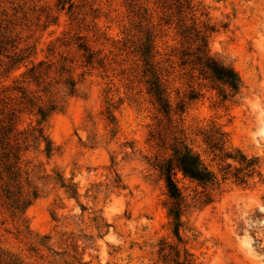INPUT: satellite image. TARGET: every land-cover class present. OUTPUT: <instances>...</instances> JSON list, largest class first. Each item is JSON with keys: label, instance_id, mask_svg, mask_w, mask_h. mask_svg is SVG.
<instances>
[{"label": "rangeland", "instance_id": "374dc122", "mask_svg": "<svg viewBox=\"0 0 264 264\" xmlns=\"http://www.w3.org/2000/svg\"><path fill=\"white\" fill-rule=\"evenodd\" d=\"M182 25L213 29L210 55L238 74L235 97L183 62ZM149 37L170 119L148 92ZM3 126L14 150L0 148V264H264V0H0ZM175 141L217 181L204 191L176 176L180 241L155 166ZM237 151L259 160L245 184L221 160Z\"/></svg>", "mask_w": 264, "mask_h": 264}, {"label": "trees", "instance_id": "16d2710c", "mask_svg": "<svg viewBox=\"0 0 264 264\" xmlns=\"http://www.w3.org/2000/svg\"><path fill=\"white\" fill-rule=\"evenodd\" d=\"M213 30L208 26H204V29L197 30L196 28H186L184 25L180 27V33L186 42H191V46L188 48V52L184 53V63L188 61L198 70L199 74L208 79L216 89L219 90L224 100L235 97L240 89V79L235 70L216 60L210 55L208 31ZM81 49L87 51L85 46H81ZM155 47L151 37L147 39L146 44L142 48V57L145 64V75L147 76L148 92L154 98L155 104L158 106V111L165 117L170 119L173 111L172 104L168 98L166 88L162 83L160 69L154 63L155 54L153 53ZM87 61H91L92 54L86 55ZM192 58V59H190ZM191 60V61H190ZM71 84L73 91L74 84ZM27 96L24 94V98ZM197 94L192 93L190 100L196 99ZM56 109V106L51 104L47 107H39L38 115L42 121H45L47 117ZM185 110L184 103H180L177 107V111L183 113ZM10 128L5 126L0 127V148L4 151L14 150L11 146L9 138ZM38 136L36 140L44 143V153L50 156L53 149V143L44 134L43 128L37 129ZM211 147L219 152L223 151L222 137L214 139L211 142ZM18 149V148H16ZM171 154L168 158L157 162L155 165L160 172V175L164 178L166 183V189L171 201L169 209V215L173 220L174 234L180 241V229L182 227V216L184 214L186 206V199L183 192L178 187L176 176L182 174V176L191 182L196 183L206 191L209 187L216 185V176L214 173L205 168L200 162L199 158L186 146L182 141H175L170 147ZM222 161L231 160L237 164L234 167L233 176L241 184H245L247 179L251 177L258 168V158L248 159L246 156L237 151L236 154L225 152L221 157ZM232 168L231 163H227L226 167L222 170L224 172L223 179L230 174ZM165 249H161L163 252Z\"/></svg>", "mask_w": 264, "mask_h": 264}]
</instances>
